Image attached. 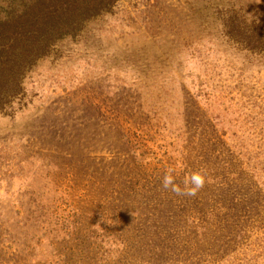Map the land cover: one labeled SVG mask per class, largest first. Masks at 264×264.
<instances>
[{
	"label": "rangeland",
	"instance_id": "1",
	"mask_svg": "<svg viewBox=\"0 0 264 264\" xmlns=\"http://www.w3.org/2000/svg\"><path fill=\"white\" fill-rule=\"evenodd\" d=\"M252 23L264 0H117L34 51L0 98V264H264Z\"/></svg>",
	"mask_w": 264,
	"mask_h": 264
},
{
	"label": "trees",
	"instance_id": "2",
	"mask_svg": "<svg viewBox=\"0 0 264 264\" xmlns=\"http://www.w3.org/2000/svg\"><path fill=\"white\" fill-rule=\"evenodd\" d=\"M117 0H32L22 11L0 23V98L15 85L23 62L34 51H43L55 35L73 34L82 20L109 10ZM233 39L246 51L264 54V26H237Z\"/></svg>",
	"mask_w": 264,
	"mask_h": 264
},
{
	"label": "clouds",
	"instance_id": "3",
	"mask_svg": "<svg viewBox=\"0 0 264 264\" xmlns=\"http://www.w3.org/2000/svg\"><path fill=\"white\" fill-rule=\"evenodd\" d=\"M192 180L195 186L192 188H188L187 181H185L186 189L183 192L177 185H175L174 179L171 174H166L162 183L165 189H170L177 194L195 195L196 191L203 187L204 180L199 175L193 176Z\"/></svg>",
	"mask_w": 264,
	"mask_h": 264
}]
</instances>
